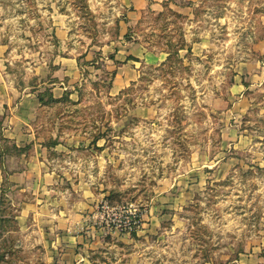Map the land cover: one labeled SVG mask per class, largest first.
Masks as SVG:
<instances>
[{"label": "rangeland", "instance_id": "1", "mask_svg": "<svg viewBox=\"0 0 264 264\" xmlns=\"http://www.w3.org/2000/svg\"><path fill=\"white\" fill-rule=\"evenodd\" d=\"M85 1L0 0L5 117L36 138L0 159L4 207L31 198L8 173L40 138L47 199L94 207L93 264H264V0ZM104 203L141 223L103 221ZM18 229L0 264H41Z\"/></svg>", "mask_w": 264, "mask_h": 264}, {"label": "crops", "instance_id": "2", "mask_svg": "<svg viewBox=\"0 0 264 264\" xmlns=\"http://www.w3.org/2000/svg\"><path fill=\"white\" fill-rule=\"evenodd\" d=\"M6 49L5 43L0 42V120L9 126L3 128L6 131L4 137L13 140L20 147V143L26 145L36 138L30 134L24 135L21 131L25 125L28 126L25 120L5 117L10 96L7 89L10 85L6 81L1 65L5 61ZM20 109L21 107H18L17 110ZM37 142H41V139H37ZM37 142H34L36 144L33 147L34 152L30 156V161H26L27 165L20 171L8 173L15 192L20 195L26 193L31 195L30 199H24L18 204L19 215L16 217L18 232L25 239V243L33 247L27 249L41 253V264H93L91 256L101 248L89 246L90 236L94 234L98 238H104L103 232L92 224L95 217L94 207L89 205V200L83 198L78 203L75 202L69 194L56 198L53 202L47 199L46 195L54 192L52 186L54 184L58 186L59 182L55 180L54 172H45L42 168L44 161L37 154L44 155L46 147ZM40 150L43 151L42 154L39 153ZM22 156L25 157L24 154ZM4 179L5 174L0 170V195ZM26 196L28 197L27 194ZM77 232L85 235L76 236ZM86 238L87 248H79L78 244L85 243ZM38 246L43 248H34Z\"/></svg>", "mask_w": 264, "mask_h": 264}, {"label": "trees", "instance_id": "3", "mask_svg": "<svg viewBox=\"0 0 264 264\" xmlns=\"http://www.w3.org/2000/svg\"><path fill=\"white\" fill-rule=\"evenodd\" d=\"M82 3L84 2L83 7L86 6L85 0H80ZM180 16V14H175ZM130 59L137 61L136 58L130 57ZM72 92H65L62 98H56L52 93L49 95V100L45 99V95L41 94L38 96V100L42 106L51 105L53 103H58L63 99L67 100L71 96ZM26 151V150H25ZM25 151H21L15 142H12L8 138H5L2 133H0V159L3 156H17L20 157L24 154ZM0 170L4 171V164L0 163ZM7 190L3 187L1 188V197H0V240L4 238L6 233L13 231L16 228V216L13 215V212L7 210L4 207L5 202L7 201ZM11 248L7 244L6 240H3L0 244V262L3 261L6 257V254L11 253Z\"/></svg>", "mask_w": 264, "mask_h": 264}, {"label": "built area", "instance_id": "4", "mask_svg": "<svg viewBox=\"0 0 264 264\" xmlns=\"http://www.w3.org/2000/svg\"><path fill=\"white\" fill-rule=\"evenodd\" d=\"M101 209L102 216L100 219L109 221L114 217L119 223L116 226L122 227V224H124L125 230H134L141 223V215L138 213V210L132 211L131 209H122L121 207L112 208L108 203H104Z\"/></svg>", "mask_w": 264, "mask_h": 264}]
</instances>
